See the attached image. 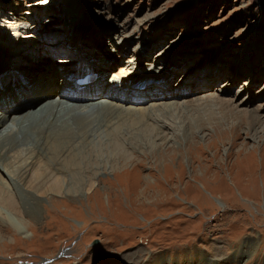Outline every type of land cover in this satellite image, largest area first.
<instances>
[{"label": "rangeland", "instance_id": "obj_1", "mask_svg": "<svg viewBox=\"0 0 264 264\" xmlns=\"http://www.w3.org/2000/svg\"><path fill=\"white\" fill-rule=\"evenodd\" d=\"M19 21L21 30L14 26ZM29 32L34 39L19 43ZM0 33V46H6L0 47V75L15 70L25 79L44 72L69 77L68 68L82 56L89 72L104 75L100 90L119 95L131 112L122 111L112 128H100L95 142L118 128L129 135L135 120L145 129L148 112L172 110L160 115L169 125L155 142L160 154L138 159L139 176L153 177L141 181L137 192L132 180L117 179L109 162L107 171L84 173L96 193H85L87 187L71 208L47 209L64 201L49 196L32 209L18 191L22 209L0 206V222L13 216L22 227L0 230V264H264V0H0ZM125 67L136 78L112 83ZM4 85L0 101L15 89ZM68 90L62 94L100 99ZM59 93L46 91L41 100ZM39 100L20 101L16 111ZM236 111L248 122L232 117ZM92 118L98 128L103 115ZM233 124L241 128L239 144L258 147L256 175L248 182L227 176L236 201H218L214 197L225 186L217 159L230 146L222 144L216 159L199 143L217 139ZM137 135L128 136L132 147L124 146L150 153L155 144Z\"/></svg>", "mask_w": 264, "mask_h": 264}, {"label": "bare ground", "instance_id": "obj_2", "mask_svg": "<svg viewBox=\"0 0 264 264\" xmlns=\"http://www.w3.org/2000/svg\"><path fill=\"white\" fill-rule=\"evenodd\" d=\"M14 26L19 28L18 30H21L20 27L23 25H21L19 21L15 23ZM32 34V32L25 33L23 36L26 40H21L19 43L31 42V40L34 39L31 36ZM0 35L3 36L4 34L0 33ZM0 47L5 48L6 46L1 45ZM21 47H24V45L15 46L12 50L18 51ZM80 60L77 62L74 61L73 67L68 68L70 76L64 78L56 73L45 74L44 72L34 74L30 77L26 76L27 79H25L22 73L15 70L0 75V84L15 85L14 91L9 93L8 98L0 101V110L13 111L11 115L4 113V111H0V128L1 126L3 128H1L2 130L0 129L1 208L8 210L22 209L18 200L19 198H17V191L21 196H24L26 204L32 209L38 208L42 204V199L49 196L51 199H53L54 196H60L64 198V201L54 200L52 202L53 204H51L52 207H47V209H61L62 206H65V209L71 208L73 206L72 198L80 196L81 193L85 192L87 187L88 189L85 193H96V189L94 190V183L88 184V180L84 178V173L90 171L93 172L92 174H97V171L103 168L107 171V163L109 162L114 163L112 165L114 168L113 174L118 177L117 179L121 178L126 182L132 180L136 183V185H134L135 192L139 190L141 181H146L147 178L150 179L153 177L152 175L139 176V173L136 172L138 162L140 161H138V159L141 156L150 157L160 154L155 150V142L158 140V135L162 133V128L166 125L169 126L168 123L164 121V118H160V115L172 113V110H166L160 112V114L155 111V113L148 112L146 114V121H144L145 123L143 122L147 125L145 129L137 128L139 122L135 120L134 127L128 132L129 135L122 128H118L117 130L108 132V140L95 142L93 137L100 128L103 126L112 128L116 122L124 118L119 117L122 111H131L120 104L119 101L121 97L119 95L113 93L107 94L105 91H101V82L99 78H104V75L89 72L88 69L83 66V64L88 61L85 56H82ZM80 62H82V65H80ZM128 71L127 67L118 70V72L112 75V83L117 84L120 81L123 83L127 76V78H136L135 75H130L129 73L131 72ZM70 83L74 85V88ZM107 87L112 89V87ZM68 88H70V90L73 88L71 93H90V96L99 95L100 99L89 100L86 97L73 96L74 98H78L74 99L72 96H64L62 93L63 91L69 92ZM52 89H57L60 93L54 97L49 96L41 100L44 92ZM27 98L35 99V101L40 99L37 101L39 104H33L29 106V108L16 111L17 107H19V102H23ZM140 113L141 112L137 110V114ZM96 114L103 115V119L100 121L98 128L95 126V119L92 118ZM65 116L68 117L60 120L61 117ZM244 116L246 120L247 117L242 112H232V117L236 119H241ZM96 118L98 119V116H96ZM69 119H72L73 122L70 123ZM116 119L118 120L115 121ZM149 121L152 123H149ZM255 121V119H251L249 121L250 126L255 123ZM174 122L177 123L176 120ZM247 122L248 120H246V123ZM179 123L180 121H178L177 124ZM28 127H31V135L26 134V129ZM238 127V124H233L229 129H221L220 135L218 134L215 137L217 139L205 145L201 144L202 142L199 143V148L203 153H208L210 155L213 149L212 155L216 159L221 151L222 144L228 142L227 144L230 146V151L228 150L226 152V157L217 159L219 173H221L220 184L223 183L225 186L224 192L216 194L215 197L212 195V197L217 200L219 198L223 200L224 197H228L236 201V198L232 194L231 187L226 181L227 176H237L239 181L248 182L251 180L250 176L252 177L253 175L255 177L256 175L254 151L258 149V147H251L249 148L250 150H247L246 144H239L237 141L242 136L240 133L241 128ZM130 133L132 138L134 134L139 135V133L148 137V141H152L155 144L151 146L152 151L150 153L145 151L143 153H137L138 150H133L137 148H131V152H129L130 148L124 145H126L125 141L128 143L127 139L128 136H131ZM29 142H31V145H29ZM135 145L138 144L136 143ZM237 146L239 147L235 151L236 153H234L233 149ZM234 155L236 156L235 161L238 162L239 166L238 172L234 171L233 163L231 164ZM249 155L253 156L252 160L247 158ZM260 165L261 171L264 174V157L263 159L261 158ZM251 169H254V171L251 172ZM30 172L33 173L32 178L27 180ZM233 172H235L234 175ZM170 174H172L171 171ZM166 175H168L167 171L164 173V176ZM207 175V173L203 175V178L206 180L208 179ZM90 179L93 178L90 177ZM51 180L53 181L50 182L49 185L45 184ZM140 191L142 192V189ZM253 193H255V191ZM255 197L257 196L255 195ZM44 206L46 208V205ZM20 224L21 223L13 216H9L7 220L0 222V230L6 232L13 230L15 232L21 231L22 227Z\"/></svg>", "mask_w": 264, "mask_h": 264}]
</instances>
